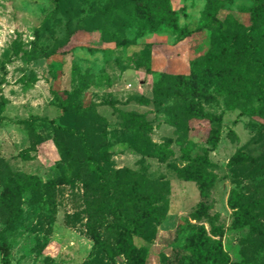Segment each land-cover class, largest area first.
<instances>
[{
    "label": "rangeland",
    "instance_id": "rangeland-1",
    "mask_svg": "<svg viewBox=\"0 0 264 264\" xmlns=\"http://www.w3.org/2000/svg\"><path fill=\"white\" fill-rule=\"evenodd\" d=\"M115 2L0 0V158L12 172L49 184L51 193L43 211L22 199L10 223L0 217V246H7L9 264H128L121 254L109 256L92 238L94 229L101 242L112 245L117 233H108L107 223L95 228L89 213L93 191L81 173V133L90 147L104 151L103 166L169 182L167 210L155 237H132L134 246L145 249L143 264H188L189 237L199 231L220 243L227 264H264V212L253 208L244 216L234 204L249 201L257 207L264 201V115L242 114L237 104L244 100L229 108L226 95L204 78L197 79L191 93L182 90L183 96L152 94L163 73L188 77L190 61L206 51V0H170L177 31L165 25L154 31H102L96 19L102 22V8ZM249 5V0H215L213 8L220 19L246 23ZM147 49L148 58L136 61ZM62 99L69 102L64 115ZM187 104L204 116L187 108L178 116L184 119L178 127L170 110ZM245 104L257 106L255 100ZM118 110L141 114L146 123L134 125ZM210 115L218 120L209 121ZM50 119L64 129L56 130ZM216 126L219 139L210 144L207 135ZM135 132L166 144L172 154L158 160L133 152L128 139ZM183 149L191 158L206 151L208 184L177 175L176 168L187 164ZM62 152L67 156L63 163Z\"/></svg>",
    "mask_w": 264,
    "mask_h": 264
},
{
    "label": "trees",
    "instance_id": "trees-1",
    "mask_svg": "<svg viewBox=\"0 0 264 264\" xmlns=\"http://www.w3.org/2000/svg\"><path fill=\"white\" fill-rule=\"evenodd\" d=\"M115 3L102 8V22L97 20L99 29L117 27L119 29L135 28L141 31H154L165 25L178 30L176 12L170 7V0H115ZM247 8V22L241 23L236 19H220L213 8L215 0H206L204 8V23L210 28V42L204 54L190 61V75L163 73L154 83L152 94L156 98L184 95L182 90L194 89L198 78H204L215 83L218 92L226 95V104L233 108L234 101L244 100L249 103L253 100L257 106L248 108L245 103H238L242 114L264 115V0H249ZM105 27V28H104ZM150 51L141 50L136 59H147ZM140 101H144L140 100ZM110 105H114L111 101ZM4 103L0 101V124L3 121L1 113ZM59 107L64 115L69 108V102L59 100ZM187 108L198 116H204L201 110H196L192 104L183 107H174L170 110L175 117V124L181 127L184 119L179 118ZM119 115L130 120L134 125L142 126L146 122L141 114L118 110ZM188 114V113H187ZM32 119L40 116L31 115ZM188 117V116H187ZM216 117L209 116L213 121ZM25 121V120H24ZM54 125L53 120H48ZM56 130H63L62 126L54 125ZM81 137L82 152L85 165L81 173L86 179V186L93 191V200L88 204L90 215L94 216L95 228L107 223V232H116L114 244L101 242L93 229L92 238L98 248L109 253L121 254L128 264H143L145 257L144 247H136L132 243L133 236L152 239L156 235V226L159 225L167 210V196L170 191L169 182L163 179H151L141 172L132 169L122 171L112 170L103 166L104 151L93 149L87 143V136ZM219 139L218 127H211L207 141L214 144ZM128 143L133 152L141 156H148L164 160L172 154L166 144H155L140 132L133 133ZM56 141V145L59 146ZM31 150L30 147L27 148ZM187 164L176 168L177 175L188 180H194L199 185L208 184L211 174L207 172L209 165L206 151L191 158L186 149H183ZM66 154L61 153L62 163L66 161ZM238 160L244 159V154H237ZM5 175L6 177H2ZM0 217L10 223L18 212V202L24 201L28 206L44 210L51 202L50 185L42 184L40 178L32 174L12 172L9 166L0 158ZM264 184V183H263ZM236 208L240 214L247 216L253 208L264 212L261 201L257 207L249 201L236 200ZM112 217V222L106 220ZM245 220L244 222H247ZM264 234V222L260 224ZM189 242L188 264H227L228 254L220 243L211 240L202 232L192 234ZM2 254L1 264H9L7 259L8 248L0 246ZM93 264H102L95 260Z\"/></svg>",
    "mask_w": 264,
    "mask_h": 264
}]
</instances>
